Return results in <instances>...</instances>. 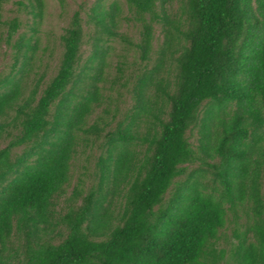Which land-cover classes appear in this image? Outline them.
<instances>
[{"label":"trees","instance_id":"16d2710c","mask_svg":"<svg viewBox=\"0 0 264 264\" xmlns=\"http://www.w3.org/2000/svg\"><path fill=\"white\" fill-rule=\"evenodd\" d=\"M9 1L0 264H264V0H96L64 28L48 82L36 71L45 2H16L33 20L12 43ZM118 42L137 58L106 87ZM120 90L131 103L118 120ZM92 147L94 182L68 194Z\"/></svg>","mask_w":264,"mask_h":264},{"label":"rangeland","instance_id":"374dc122","mask_svg":"<svg viewBox=\"0 0 264 264\" xmlns=\"http://www.w3.org/2000/svg\"><path fill=\"white\" fill-rule=\"evenodd\" d=\"M18 0H10L6 3L1 11L2 21L4 23H9L13 19H17L21 27L18 30L17 34L13 36L12 43L17 40L20 34H23L26 37L31 35L29 31V27L32 25V16L29 14V8H21L19 7L16 2ZM96 0H44L45 2V12L43 20L41 21L40 25L38 26L37 30V37L39 38V50H38V57L41 59L40 63H37L36 71L39 74L43 72L46 73L45 82L55 74L57 62L59 58V37L62 34L64 28L67 27L71 17L77 11H80L82 14V18L85 19V13L89 10V8L93 5ZM116 0H110L108 2H113ZM123 8L125 7L122 0H118ZM172 11H177L180 6V0H171ZM120 33L124 34L129 40L133 43L137 42L138 39V27L133 24L122 23L120 28ZM156 40L160 39V35L158 31L156 32ZM157 42V41H156ZM155 42V44H156ZM156 46V45H155ZM45 47L47 48L44 51ZM90 46L86 43L82 49L83 58L89 54ZM12 49L10 45L7 43V25L0 27V78L6 76L11 69V64L13 62L12 58ZM137 55L134 54L133 50L125 43H116L114 45V49L111 53L110 57V70L108 71L107 75V85L109 84L113 76L116 75V68L117 62L122 60L127 61V68L125 69L126 72L129 71L130 63L134 62ZM117 89L118 87L115 86ZM115 89V88H114ZM122 91L121 99L116 102L119 106V115L118 120L121 118L122 114L126 112V110L130 107V97L126 93L125 90ZM107 96L110 95L108 90L105 93ZM112 98L116 97V93L111 91ZM113 100V99H112ZM114 104V103H113ZM93 120V116L91 118L90 123ZM6 132L2 134V138L0 139V149L4 148L7 143L9 142V136L6 134L12 133V128H6ZM193 142V141H192ZM99 149L97 147H92L89 149H85V154L78 155L74 167L73 173L71 178V186L67 190V193L70 194L72 191L73 186L75 185L77 179L81 177L86 186L92 184L94 182V178L92 174L94 173V163L96 161V157L98 156ZM90 156L89 159L86 157ZM85 167V168H83ZM67 194V195H68ZM234 225L229 224L227 230L225 231L226 237L221 240L222 247H229L231 242H234L232 238Z\"/></svg>","mask_w":264,"mask_h":264}]
</instances>
